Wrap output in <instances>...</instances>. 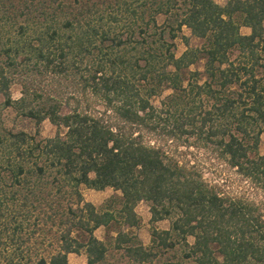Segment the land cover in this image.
<instances>
[{"label":"trees","instance_id":"obj_1","mask_svg":"<svg viewBox=\"0 0 264 264\" xmlns=\"http://www.w3.org/2000/svg\"><path fill=\"white\" fill-rule=\"evenodd\" d=\"M149 2L154 7L147 17L122 2L132 20L142 22L138 39L131 29L122 37L110 26L82 22L81 10L70 13L57 2L41 9L44 23L32 37L1 46L0 105L31 118L36 130L0 136L2 148L12 153L3 167L8 175H0V264H68L66 255L80 249L85 264H102L107 246L93 234L99 226L113 231L108 245L122 250L130 264H143L152 247L175 246L195 264H264L258 207L220 193L162 146L177 133L200 138L264 193V153L258 150L264 133V0ZM157 14L164 15L159 25ZM182 28L202 43L189 46L181 34L185 48L176 56L173 39ZM23 29L19 25L18 34ZM201 60V71L189 69ZM44 75H51L48 83ZM52 77L68 83L51 88ZM12 81L20 85L16 99L9 94ZM165 90L155 107L151 98ZM44 119L54 126L52 136H37ZM41 186L66 202L59 210L54 201H42L49 210L45 218L57 214L59 224L52 235L56 249L47 257L29 253L36 228L26 223ZM80 186L109 187L119 195L97 211L83 200ZM138 201L147 203L151 222L169 221L166 229L150 228L148 247L131 231L139 221Z\"/></svg>","mask_w":264,"mask_h":264},{"label":"rangeland","instance_id":"obj_2","mask_svg":"<svg viewBox=\"0 0 264 264\" xmlns=\"http://www.w3.org/2000/svg\"><path fill=\"white\" fill-rule=\"evenodd\" d=\"M23 1H26L28 6H23ZM40 1L42 0H0V48L1 46L9 45L15 39L23 38L26 34L32 37L35 34L34 31L39 30L44 23L41 9L45 8V10H50V6L55 5L57 2L61 3L63 8L70 13H77L81 10L80 15L84 16V19H81L82 22L89 23L90 25L101 24L103 27L110 26L114 32L119 33L122 37L126 35L125 31L131 29L134 30L133 37L137 39L139 38L138 28L142 25V22L138 18L132 20L131 16H129V11L125 9V5L122 2L130 3L138 12L142 9L145 17L152 13L154 7L153 3L150 5L149 0H145L144 4H142L144 0H43L44 3L49 4V7L46 4L40 6L38 4ZM225 1L215 0L220 5L224 4ZM163 17L164 15L162 14L154 15L156 25L162 23ZM19 25L24 27L22 31L24 33L23 35L17 32ZM239 31L241 33H248L249 29L241 26L239 27ZM181 34L186 37L189 46L195 47L202 43V39L192 36L186 28H182L178 36L173 39V50L176 56L185 48L180 37ZM4 58V55L0 52V62ZM189 69L201 71L202 60L194 65H190ZM42 77L44 82L48 83L51 75H44ZM52 79L49 85L54 89L57 83L62 85L68 83L62 78L52 77ZM44 82L41 83L43 84ZM167 92L165 90L158 97L151 98L150 102L155 107H158L159 100ZM9 94L11 99L19 97L20 85L16 81L10 83ZM2 99L0 94V104ZM93 105L100 107L99 104ZM39 128V134L37 136L48 137L54 133V126L46 119L41 122ZM18 130H22L28 135H33L35 134L36 126L31 118L19 113L15 108L0 105V136L3 134V131L15 132ZM149 137L153 139V137L157 136H151L149 134ZM162 146L180 163L191 165L206 182L215 185V188L220 193L241 197L253 202L258 207V211L264 219L263 191L224 162L218 156L217 151L211 146H208L202 139L193 136L187 137L184 134L177 133L170 140L165 141ZM258 150L260 153H264V133L260 135ZM11 155L12 153L7 154V151L0 145V175H8L7 169L3 167L6 164L5 161ZM79 189L83 200L91 203L97 211L105 209L110 204L111 197L116 198L115 195H119L118 191H114L109 187L103 190H94L80 186ZM45 191H48L47 188H43L42 186L39 193L36 190L38 198L32 202V205L36 206V208L27 217L26 223L29 226H33L34 229L36 228L33 236L36 239L30 242L29 253H37L47 257L56 249V244L52 242L55 238L52 235L57 234L59 224L57 214L52 220L45 218L49 210H47V206L42 201H54L53 205L55 207L53 209L59 210L63 208L66 202L62 198H59L58 194L52 190L48 193ZM114 205L118 207V204ZM134 212L139 221L137 226L133 227L131 231L137 236L143 246L148 247L150 245V228L153 227L158 230L166 229L169 226V221L167 219H160L151 222L149 220L150 213L148 211V205L144 201H138L135 204ZM93 234L96 238L103 240L107 246L105 260L102 264H130L129 258L122 250H114L108 245L107 239L114 234L112 230L99 226L93 231ZM187 240L191 242L192 238L187 237ZM151 253L154 254L144 261L143 264H163L170 260L178 264H195L191 258H185L183 256L179 246H175L173 249L152 247ZM66 259L68 264H85V256L81 249L77 253H68Z\"/></svg>","mask_w":264,"mask_h":264}]
</instances>
